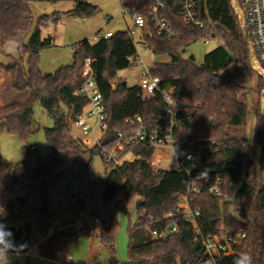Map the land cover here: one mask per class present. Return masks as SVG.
<instances>
[{
    "label": "trees",
    "instance_id": "obj_1",
    "mask_svg": "<svg viewBox=\"0 0 264 264\" xmlns=\"http://www.w3.org/2000/svg\"><path fill=\"white\" fill-rule=\"evenodd\" d=\"M38 0H0V46L17 44L21 57L8 64L0 63V74L9 79L8 89L28 91L20 101L1 103L0 124L7 133L25 140L33 126V105L39 102L53 120L51 128H44L50 153L35 158V166L24 161L0 162V222L13 233L16 245L23 250L10 252L27 254L36 249L41 261H57L68 256V244L83 235L95 237L91 221L92 204L87 214L82 200L75 210L82 215L80 227L73 232L63 231L54 216L58 202L70 205L75 194L68 177L80 159L88 154L100 155L97 146L84 148L80 139L71 134L72 123L82 113L87 101L77 94L82 79L79 71L85 57L93 60L91 68L96 86L101 93L106 113L107 128L100 140L110 147L115 133L130 132L138 124L126 122L138 116L148 131L163 130L167 121H159L167 105L161 92L170 93L177 104L186 100L175 112L179 123L178 138L195 140L183 150L199 153V169L190 180L200 189L199 194H188V177L176 170H152L149 159L153 148L140 144L131 152L133 159L109 166L104 181L89 182V200H99L98 230L100 245L108 248V264H264V93L263 113H254L251 144L245 136L230 134L231 128H243L248 116L246 90L223 72L237 61L249 68V47L236 18L231 0H196L198 19L202 27L183 23L177 0H165L164 15L172 25L175 36L166 39L154 30L144 38L147 49L156 55H167L168 62L150 67L159 79V91L142 99L136 85L117 81V73L128 67L135 54V46L125 31L112 33L107 39L75 44L72 62L53 73L39 68V52L54 45L51 36L42 37L40 25L48 20L43 15L31 31L30 3ZM151 0H120V6L130 12L148 15ZM97 6L88 0H73V8L62 15L89 18ZM52 22L59 14L52 12ZM216 37L220 44L207 52L200 64L193 57L183 58L181 51L202 37ZM22 56L26 57V63ZM113 85L117 88L113 89ZM259 89V84L257 85ZM34 150L24 147V157ZM88 165L86 166V168ZM209 178L210 183L205 182ZM220 181V196H213L207 188ZM133 196L140 198L137 219L127 228V261L115 259L114 234L118 214L127 213ZM87 198V196H85ZM187 197L191 209L199 211L195 224L186 222L177 212L181 200ZM75 205V204H74ZM174 216L177 231L165 239H154L150 231H163ZM230 233L240 239L235 254L208 259L202 243L207 236ZM28 256V255H26ZM19 264V263H10ZM23 264L29 263L27 258Z\"/></svg>",
    "mask_w": 264,
    "mask_h": 264
},
{
    "label": "rangeland",
    "instance_id": "obj_2",
    "mask_svg": "<svg viewBox=\"0 0 264 264\" xmlns=\"http://www.w3.org/2000/svg\"><path fill=\"white\" fill-rule=\"evenodd\" d=\"M92 5L97 6V12L89 18H79L71 15H62L73 8L72 0H59L52 3L50 0H38L30 3L29 7L32 15L31 31L38 25V20L47 15V12L52 9V12L59 14L60 18L57 22L53 23L51 16H48V20L43 25H40L42 37L53 36L54 45L49 48L42 49L39 52V68L43 73H53L61 66H65L72 61V49L75 44L79 43L83 39H87L89 42L94 41L96 34L102 35L106 31L112 33L125 31L127 23H130L129 17L124 19L120 14V0H88ZM264 3V0H263ZM231 6L235 8L238 13H242L237 0H231ZM52 15V13H51ZM109 21H104L109 18ZM126 22V23H125ZM240 25L242 19H239ZM133 43L136 53L142 60L144 66L152 67L159 63L168 62L169 57L165 54L156 55L148 50L142 41L141 32L138 31L133 37ZM215 45H205L201 39L189 44L181 51L183 58L193 57L196 64H200L204 55L213 49ZM20 52L17 50V44L14 42H7L3 46H0V63L8 64L12 59L20 58ZM23 62L26 63V57L22 56ZM249 68L242 67L237 61H235L224 72L223 76L235 80L239 85L246 90V101L248 105V116L246 125L243 128H231L230 134L238 136H245L247 144H251L254 129V113L258 108L263 113V101L261 95L264 93V70L255 61L254 54L250 51L249 54ZM139 66L136 71L131 73L127 68L120 70L117 73V78L124 80L126 78V84L128 86L137 85L139 77ZM260 72L262 75H258ZM1 75V74H0ZM2 76V75H1ZM259 84V89L257 85ZM10 81L7 77L2 76L0 79V97L2 94H7L10 101H20L22 98L28 96V91L15 92L8 89ZM2 98V97H1ZM8 100V101H9ZM1 101V100H0ZM3 103V102H1ZM186 104V100H180L177 103V107ZM33 126L31 132L28 134L25 140H21L16 135H10L7 133L6 125L4 122L0 124V162L17 163L24 161L29 167L35 166V158L45 157L49 155L50 149L46 142L44 135V128H51L53 126V120L48 113L43 109L39 102H35L33 105ZM93 122L94 119L89 120ZM98 132V128H97ZM71 134L73 137L81 139L83 137L81 131L72 124ZM198 140V139H194ZM24 147H34L32 155L28 158L24 157ZM172 153L169 149H165L164 155H166L161 164V170H173L176 166V162L170 158ZM133 159L132 154H126L125 160L130 161ZM88 167L86 168V166ZM108 173V168L103 163V160L99 154H94L91 159L88 154L81 157L79 167L74 166L72 172L68 177V184L71 191L75 194L74 207L78 205L77 200L84 202V210L88 214L91 211L92 204H95V199L89 200V195L86 193L78 192V190H84L87 192L89 182L100 183L105 180ZM264 174V173H263ZM87 196V198L85 197ZM140 202L138 196H133L127 205V213L118 214V227L114 234V247H115V259L119 263L127 261V249H128V236L127 228L133 224L138 216L137 208ZM73 207V208H74ZM75 209V208H74ZM54 216L56 223L65 228L66 232H73L79 228L78 220L82 219V216L77 211L72 213L67 212V206L64 203L58 202ZM79 217V218H78ZM97 240L95 237L83 235L78 239H74L68 244V256L64 259L58 257L57 261H41L38 257L36 249H32L28 256L25 254L9 253L10 263L23 264L26 259H29L31 264H108V248L104 245H96ZM205 264H212L211 262Z\"/></svg>",
    "mask_w": 264,
    "mask_h": 264
},
{
    "label": "built area",
    "instance_id": "obj_3",
    "mask_svg": "<svg viewBox=\"0 0 264 264\" xmlns=\"http://www.w3.org/2000/svg\"><path fill=\"white\" fill-rule=\"evenodd\" d=\"M242 13H238L234 7L232 10L239 20L242 19V32L245 40L247 41L249 51H252L255 57V61L264 70V3L263 0H237ZM179 16L183 23L187 25L194 24L198 27H202L203 23L198 19V10L196 0H177ZM166 8L165 0H151L149 6L148 15L143 16L130 12L126 8L121 7L120 14L124 19L129 17L130 23L125 24V33L132 40L135 34L140 31L144 46L147 48L144 38L147 34L154 30L158 35L169 39L175 36V31L172 25L167 21L164 10ZM110 17L104 21H109ZM126 23V22H125ZM112 35V32L106 31L102 35L96 34L94 41L100 39H107ZM201 40L205 45L218 46L220 41L216 37H202ZM93 60L89 57H85L83 65L80 68L79 76L82 79L81 86L77 89V94L80 95L82 100L87 101L85 113H79L76 115L73 125L77 127L83 137L80 139L81 145L84 148H92L97 146L100 150V156L104 163L109 166L120 165L125 160L126 154H132L131 150L140 144L149 145L153 148V153L149 159V165L152 170L160 169V164L164 155L165 149H169L172 153L170 158L176 162V166L173 170L183 172L188 177V194H199L201 189L190 180L191 175L199 169L200 156L199 153H195L191 150H183V147L190 145L195 140L189 141L187 138H178L179 123L175 119V112L178 109L177 104L173 101L170 93L161 92L162 98L167 105V109L164 115L158 117L159 121H167V126L163 130L148 131L141 125V119L136 116L133 120L127 119L126 122L137 123L138 126L130 132H116L115 141L110 147H104L101 145L100 140L107 128L106 125V113L102 101L101 93L99 92L95 80L94 74L91 68ZM139 66L138 83L137 87L142 99L149 97L155 92L159 91V79L150 72V67L144 66L139 55L135 54L129 59L127 69L133 73ZM261 75L260 72H257ZM262 76V75H261ZM118 82L126 83L124 80L118 79ZM93 118L94 121L89 120ZM98 128V132H97ZM34 150V147H30ZM264 176V174H263ZM205 182L210 183L209 178ZM220 181L211 183L207 191L213 196H220L221 191L218 187ZM99 200H96L93 207L94 217L91 221L93 228L95 229V238L97 244H100V233L98 230V213H99ZM178 214L188 223L195 224L199 217V211L197 209H191L187 197H184L177 208ZM167 218L171 220V223L166 225L163 231L151 230V237L154 239H165L177 231V225L173 222L174 216L168 214ZM244 238V234L241 233L234 236L230 233H224L220 236H207L203 238L202 243L204 246V252L208 259L214 261L215 258L220 256H229L235 254V247L239 245L240 239ZM27 255V254H26Z\"/></svg>",
    "mask_w": 264,
    "mask_h": 264
},
{
    "label": "clouds",
    "instance_id": "obj_4",
    "mask_svg": "<svg viewBox=\"0 0 264 264\" xmlns=\"http://www.w3.org/2000/svg\"><path fill=\"white\" fill-rule=\"evenodd\" d=\"M25 245H16L13 240V233L8 226L0 222V264H10L9 253L23 250Z\"/></svg>",
    "mask_w": 264,
    "mask_h": 264
},
{
    "label": "crops",
    "instance_id": "obj_5",
    "mask_svg": "<svg viewBox=\"0 0 264 264\" xmlns=\"http://www.w3.org/2000/svg\"><path fill=\"white\" fill-rule=\"evenodd\" d=\"M52 3H54V2H56V1H59V0H50ZM73 1V0H72ZM70 11V10H69ZM51 36V35H50ZM52 38H53V36H51ZM53 40H54V38H53ZM18 50V49H17ZM72 62V61H71ZM1 75H0V79H1ZM2 97V98H1ZM1 97H0V100H1V102H3L4 104L5 103H8V102H10V100H9V96L5 93V94H2L1 95ZM9 100V101H8ZM87 111V109L86 108H84V110H83V113H85ZM35 150V149H34ZM84 191V190H83ZM65 204V203H64ZM139 204H140V202H139ZM138 204V205H139ZM73 205H74V201H72V203L70 204V205H68V204H66V206H67V212L70 214V213H72V211H76L74 208H73ZM83 207H84V202H83ZM78 213V212H77ZM79 214V213H78ZM79 215H81V214H79ZM82 216V215H81ZM79 218V217H78ZM56 219V218H55ZM82 220H83V218L81 219V220H78V222H79V227H80V225H81V222H82ZM58 224V223H57ZM58 226L63 230V231H65V228H66V226H64V227H62V226H60L59 224H58ZM96 245H98L97 243H96ZM26 255V254H25Z\"/></svg>",
    "mask_w": 264,
    "mask_h": 264
},
{
    "label": "water",
    "instance_id": "obj_6",
    "mask_svg": "<svg viewBox=\"0 0 264 264\" xmlns=\"http://www.w3.org/2000/svg\"><path fill=\"white\" fill-rule=\"evenodd\" d=\"M51 13H52V9H50V10L47 12V15L50 16ZM112 87H113V89H116V88H117L115 85H113Z\"/></svg>",
    "mask_w": 264,
    "mask_h": 264
}]
</instances>
